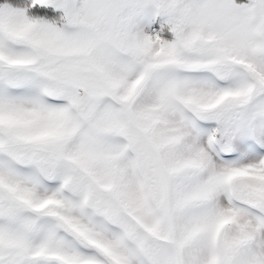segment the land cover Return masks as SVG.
Segmentation results:
<instances>
[{"label":"snow or ice","instance_id":"6c2138e0","mask_svg":"<svg viewBox=\"0 0 264 264\" xmlns=\"http://www.w3.org/2000/svg\"><path fill=\"white\" fill-rule=\"evenodd\" d=\"M0 264H264V0H0Z\"/></svg>","mask_w":264,"mask_h":264}]
</instances>
